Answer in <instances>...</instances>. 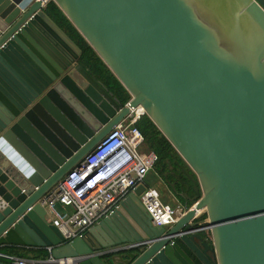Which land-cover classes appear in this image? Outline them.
I'll list each match as a JSON object with an SVG mask.
<instances>
[{
  "label": "water",
  "instance_id": "obj_1",
  "mask_svg": "<svg viewBox=\"0 0 264 264\" xmlns=\"http://www.w3.org/2000/svg\"><path fill=\"white\" fill-rule=\"evenodd\" d=\"M49 1L0 0V247L79 264H264V0H53L125 105L79 62ZM139 108L190 169L160 165L182 185L183 214L154 225L140 184L67 240L45 197Z\"/></svg>",
  "mask_w": 264,
  "mask_h": 264
},
{
  "label": "built area",
  "instance_id": "obj_2",
  "mask_svg": "<svg viewBox=\"0 0 264 264\" xmlns=\"http://www.w3.org/2000/svg\"><path fill=\"white\" fill-rule=\"evenodd\" d=\"M132 111L131 116L115 126L85 158L45 197L44 203L54 214L53 224L72 240L96 226L117 204L140 184L146 189L141 200L157 226H171L183 214L180 207L163 201L160 190L148 184L154 173L156 154L145 147V138L135 125L144 112ZM65 209L58 211L56 204ZM49 212V213H50ZM0 256L13 264H79L76 257L55 260L26 258L2 252Z\"/></svg>",
  "mask_w": 264,
  "mask_h": 264
},
{
  "label": "trees",
  "instance_id": "obj_3",
  "mask_svg": "<svg viewBox=\"0 0 264 264\" xmlns=\"http://www.w3.org/2000/svg\"><path fill=\"white\" fill-rule=\"evenodd\" d=\"M45 11L81 48L82 53L79 62L109 91L113 92L114 96L120 100L122 105H125L130 100L131 94L96 52V50L84 38L72 21L66 16L59 5L55 1L51 0L46 4ZM135 125L144 135L146 149L156 154L157 161L163 163L166 158H170L171 160L177 159L178 161L183 162L181 156L176 151L172 143L148 115L144 114ZM160 165L158 164L156 166L159 173H161ZM206 217V213H201L196 221L199 222L200 225H205ZM203 236L211 242V235L209 231H203ZM1 249L10 254L26 258L45 259L48 258L50 254L47 249L25 250L11 249L7 247H2Z\"/></svg>",
  "mask_w": 264,
  "mask_h": 264
},
{
  "label": "crops",
  "instance_id": "obj_4",
  "mask_svg": "<svg viewBox=\"0 0 264 264\" xmlns=\"http://www.w3.org/2000/svg\"><path fill=\"white\" fill-rule=\"evenodd\" d=\"M12 83H14V81H12V82H9V88L11 87V88H13L12 87ZM10 88V89H11ZM173 160H177V159H172L171 161H173ZM179 162H181V161H179ZM181 164L184 166V167H186V169L188 170V171H190V169L188 168V166L185 164V163H183V162H181ZM167 168H168V166L167 165H165V170H167ZM176 171H179V169L178 168H176ZM156 172L159 174V175H162V174H160L157 170H156ZM169 178H170V181L171 182H176V184H175V187L174 186H171V184H168L167 183V181L165 180V178L163 177V176H161V182L159 181V183H160V185H158L159 186V188L162 190V191H166L165 192V194H164V197H163V200L166 202V203H169V204H174L175 206H177V207H180L181 208V200H183L182 198H183V196H179V194L176 192V190L174 189V188H176L178 191H180V188H181V183L179 182V181H177L176 179V175H169ZM182 178H183V180H185V181H188L189 183H190V185H191V182L189 181V179L187 178V177H185L184 175H182ZM190 195H194L195 193H194V191L192 190V188H191V186H190V188L187 190V189H185ZM166 193H169L170 195H166ZM182 197V198H181ZM168 200V201H167ZM58 205V207L56 206V209L58 210V211H63L65 208L60 204V203H57ZM53 218H54V214L53 213H49L48 214V220L51 222V223H53ZM2 248V247H1ZM11 249H13V248H11ZM14 249H25V250H29V249H26V248H14ZM2 250V252H5V253H8V252H6L5 250H3V249H1ZM0 260H2V261H5V262H10L8 259H6V258H4V257H1L0 256Z\"/></svg>",
  "mask_w": 264,
  "mask_h": 264
},
{
  "label": "rangeland",
  "instance_id": "obj_5",
  "mask_svg": "<svg viewBox=\"0 0 264 264\" xmlns=\"http://www.w3.org/2000/svg\"><path fill=\"white\" fill-rule=\"evenodd\" d=\"M127 121V120H126ZM156 171V170H155ZM161 179H160V177H158V179H157V177L155 176V174L154 173H150L149 174V176H148V178H147V182H148V184H150V185H152V186H155V187H157L159 190H160V192H161V196H162V199H163V197H164V194H165V192L164 191H162L160 188H159V186L158 185H160V183H159V181H160ZM161 182V181H160ZM166 195L168 196V195H170L169 193H166ZM182 198V197H181ZM164 201V200H163ZM168 201V200H167ZM58 204H56V206H57ZM173 206H175L174 204H172ZM58 207V206H57ZM175 207H177V206H175Z\"/></svg>",
  "mask_w": 264,
  "mask_h": 264
},
{
  "label": "flooded vegetation",
  "instance_id": "obj_6",
  "mask_svg": "<svg viewBox=\"0 0 264 264\" xmlns=\"http://www.w3.org/2000/svg\"><path fill=\"white\" fill-rule=\"evenodd\" d=\"M164 162H165V160H164ZM164 162H163V163H164ZM158 164L160 165V164H162V163H161L160 161H156L155 170H157L156 166H157ZM160 174H162V173H160ZM158 175H159V174H158ZM161 176H163V174H162V175H159L160 178H161ZM164 178H165V177H164ZM167 179H169V181H170L169 176H168L167 178H165V180H167ZM184 181H185V180H184ZM170 182H171V181H170ZM185 182H187V181H185ZM190 186H191V185H190ZM176 192L179 194V196H182V195L180 194L181 192L178 191L177 189H176ZM182 199H183V198H182Z\"/></svg>",
  "mask_w": 264,
  "mask_h": 264
},
{
  "label": "bare ground",
  "instance_id": "obj_7",
  "mask_svg": "<svg viewBox=\"0 0 264 264\" xmlns=\"http://www.w3.org/2000/svg\"><path fill=\"white\" fill-rule=\"evenodd\" d=\"M140 112H143V108L140 109Z\"/></svg>",
  "mask_w": 264,
  "mask_h": 264
}]
</instances>
